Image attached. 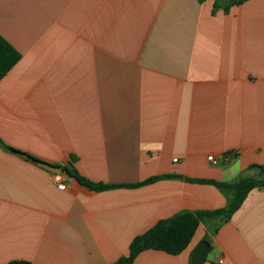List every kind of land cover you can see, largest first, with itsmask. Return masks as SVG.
<instances>
[{"label":"crops","instance_id":"obj_1","mask_svg":"<svg viewBox=\"0 0 264 264\" xmlns=\"http://www.w3.org/2000/svg\"><path fill=\"white\" fill-rule=\"evenodd\" d=\"M213 6L0 0V34L21 54L0 82V264H113L160 220L226 207L227 194L189 179L257 176L264 0ZM27 156L62 167L66 189ZM72 166L107 185L173 177L95 191ZM205 241L200 264H264V187L230 220L201 222L182 253L146 250L133 264H191Z\"/></svg>","mask_w":264,"mask_h":264},{"label":"trees","instance_id":"obj_2","mask_svg":"<svg viewBox=\"0 0 264 264\" xmlns=\"http://www.w3.org/2000/svg\"><path fill=\"white\" fill-rule=\"evenodd\" d=\"M206 0H198L199 3H204ZM248 0H214L212 13L222 10L228 13L234 6H239ZM21 54L0 34V82L4 79L11 69L19 62ZM6 149L13 153L19 151L6 146ZM29 159H33L27 156ZM76 158H72L73 165ZM257 170V176H244L235 182H218L215 180L205 179H189V181L202 184H211L217 187L220 191L229 196L226 207L199 212L183 211L177 213L171 218L160 220L150 230L144 234L136 236L129 247V254L121 257L113 264H133L137 256L146 250L163 251L168 254L178 255L182 253L193 239L197 228L201 222L221 218L223 221H228L241 208L249 193L257 188L264 187V166L253 165L249 168ZM70 173L84 186L95 190L104 191L118 187H139L154 183L166 177L173 176H158L148 179L142 183L129 185H107L102 183H94L82 177L76 168L72 166ZM210 250V248H209ZM8 264H33L25 260H15Z\"/></svg>","mask_w":264,"mask_h":264},{"label":"water","instance_id":"obj_3","mask_svg":"<svg viewBox=\"0 0 264 264\" xmlns=\"http://www.w3.org/2000/svg\"><path fill=\"white\" fill-rule=\"evenodd\" d=\"M36 165L52 172V173H57V174H62L64 172L62 167L55 166L53 164H50L48 162L36 160V159H31ZM209 249V243L208 242H203L197 250L194 252L192 259H191V264H200L203 259L205 258V255L207 254Z\"/></svg>","mask_w":264,"mask_h":264},{"label":"built area","instance_id":"obj_4","mask_svg":"<svg viewBox=\"0 0 264 264\" xmlns=\"http://www.w3.org/2000/svg\"><path fill=\"white\" fill-rule=\"evenodd\" d=\"M235 158V154L228 153L221 156H214L211 155L208 157L209 162H211L213 165H226L229 162H231ZM52 181L57 185V187L60 190H65L67 187L66 182L64 181V177L62 174L53 173L52 175ZM223 260L220 259L219 263H222Z\"/></svg>","mask_w":264,"mask_h":264}]
</instances>
